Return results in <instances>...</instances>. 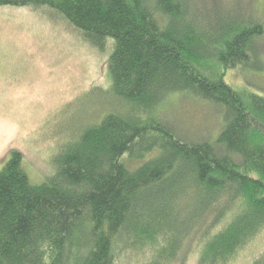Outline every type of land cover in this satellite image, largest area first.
Listing matches in <instances>:
<instances>
[{
	"label": "trees",
	"instance_id": "trees-1",
	"mask_svg": "<svg viewBox=\"0 0 264 264\" xmlns=\"http://www.w3.org/2000/svg\"><path fill=\"white\" fill-rule=\"evenodd\" d=\"M0 5L47 6L93 47L112 41L108 109L59 146L52 174L33 183L22 153L9 151L0 264H114L120 252L126 262L132 252L145 253L142 264H184L195 251L200 264H225L264 228V94L220 76L250 65L263 34L237 0ZM182 92L221 110L212 141L186 139L160 118L164 100ZM252 264H264V251Z\"/></svg>",
	"mask_w": 264,
	"mask_h": 264
},
{
	"label": "rangeland",
	"instance_id": "rangeland-1",
	"mask_svg": "<svg viewBox=\"0 0 264 264\" xmlns=\"http://www.w3.org/2000/svg\"><path fill=\"white\" fill-rule=\"evenodd\" d=\"M237 2L260 21L263 34L254 38L257 50L250 65L223 67L219 74L238 92L264 94V0ZM210 12L206 14L211 18ZM111 49L112 41L100 50L93 47L81 31L47 6L0 5V122L12 127L10 133L0 131V169L9 151L17 149L33 183L52 174L51 158L59 146L74 141L108 109ZM158 113L190 140L212 141L223 123L218 107L190 93L169 95ZM139 162L132 159L130 164ZM239 249L225 264H252L264 251V228ZM144 257L145 253L130 252L126 262L120 252L114 264H142ZM200 257L199 251L192 252L184 264H200Z\"/></svg>",
	"mask_w": 264,
	"mask_h": 264
},
{
	"label": "bare ground",
	"instance_id": "bare-ground-1",
	"mask_svg": "<svg viewBox=\"0 0 264 264\" xmlns=\"http://www.w3.org/2000/svg\"><path fill=\"white\" fill-rule=\"evenodd\" d=\"M12 127H10L9 124H3L2 122H0V131L1 132H7L10 133Z\"/></svg>",
	"mask_w": 264,
	"mask_h": 264
}]
</instances>
